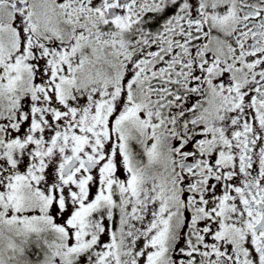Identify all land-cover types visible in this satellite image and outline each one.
I'll list each match as a JSON object with an SVG mask.
<instances>
[{"label": "snow or ice", "instance_id": "snow-or-ice-1", "mask_svg": "<svg viewBox=\"0 0 264 264\" xmlns=\"http://www.w3.org/2000/svg\"><path fill=\"white\" fill-rule=\"evenodd\" d=\"M0 264H264V0H0Z\"/></svg>", "mask_w": 264, "mask_h": 264}]
</instances>
